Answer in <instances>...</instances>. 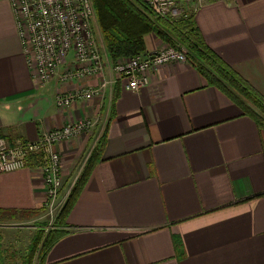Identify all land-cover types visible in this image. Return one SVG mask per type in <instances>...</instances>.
<instances>
[{
    "label": "crops",
    "instance_id": "crops-1",
    "mask_svg": "<svg viewBox=\"0 0 264 264\" xmlns=\"http://www.w3.org/2000/svg\"><path fill=\"white\" fill-rule=\"evenodd\" d=\"M190 4L209 46L264 97V0ZM145 42L147 51L165 45L154 33ZM54 85L33 79L11 2L0 0V137L35 140L99 119L57 145L68 186L60 198L92 154L96 161L65 223L50 227L62 233L33 264H264V130L195 64H164L138 91L119 84L110 108L99 96L59 108ZM36 166L33 158L0 174V220L47 207ZM4 226L0 264H18L3 235L31 248L33 232Z\"/></svg>",
    "mask_w": 264,
    "mask_h": 264
},
{
    "label": "built area",
    "instance_id": "built-area-1",
    "mask_svg": "<svg viewBox=\"0 0 264 264\" xmlns=\"http://www.w3.org/2000/svg\"><path fill=\"white\" fill-rule=\"evenodd\" d=\"M143 1L156 15L171 23L189 12L185 7L188 0ZM10 2L32 77L40 86L55 84V103L62 109L96 96L103 101L109 97L110 108L118 81L124 88L138 91L149 85L151 73L160 66L188 61L184 46L166 43L157 50L113 61L98 26L93 0ZM90 78H97L95 84L88 82ZM98 121L97 116L73 120L61 127L46 129L40 137L29 141L11 142L0 137V174L22 169L36 159V169L46 186V208L54 216L63 202V197L60 198L63 163L57 145L79 137ZM106 122L107 116L102 124Z\"/></svg>",
    "mask_w": 264,
    "mask_h": 264
},
{
    "label": "trees",
    "instance_id": "trees-1",
    "mask_svg": "<svg viewBox=\"0 0 264 264\" xmlns=\"http://www.w3.org/2000/svg\"><path fill=\"white\" fill-rule=\"evenodd\" d=\"M93 3L102 38L113 61L146 52L145 36L149 33H154L166 44L177 47L184 46L188 51V60L206 75L210 84L223 89L244 109L247 115L256 121L258 127L264 130V97L209 46L196 23L195 12L189 11L186 17L171 23L156 15L143 0H93ZM119 84L122 85V82L118 81L114 88L112 107L119 95ZM103 134L105 135L104 132ZM104 135L95 152L103 145ZM95 158L96 156L92 154L83 171L77 177L64 209L58 216L56 225L65 223L88 179L89 171L96 161ZM65 186L66 184L63 182L61 191ZM35 212L37 213L38 210ZM61 233L62 231L59 229L50 231L46 235L39 255L54 243ZM27 258L29 259L31 256Z\"/></svg>",
    "mask_w": 264,
    "mask_h": 264
},
{
    "label": "rangeland",
    "instance_id": "rangeland-1",
    "mask_svg": "<svg viewBox=\"0 0 264 264\" xmlns=\"http://www.w3.org/2000/svg\"><path fill=\"white\" fill-rule=\"evenodd\" d=\"M202 1H205V0H202ZM185 2H186L185 7H187L188 9L190 8L191 12H194L193 6L190 4L191 0H188ZM188 3L190 4V7L188 6ZM186 51H187V49H186ZM54 87H55V85H54ZM63 182H64V180H63ZM75 182H76V180L70 185L73 186ZM65 184H66V181H65ZM67 187L68 186H66L64 188L63 193ZM67 198L68 197L63 198V202L59 206L58 211L63 207V205H65ZM54 220L57 221L56 213L54 214V216H52L51 213L49 212L48 208H45L42 211H38L35 215H17L15 217H8L5 220H0V230L2 232H3L2 227L4 226V224L6 226V227L4 226V228H5L4 231L9 230L10 233H12L11 232L12 230L15 232H18V233H20V232L27 233L29 231L33 232L34 247L32 244L31 248H29V246L27 247L26 245L19 247V245H17L18 244V241H17L18 237L16 235L14 236L16 238L15 240L10 239L8 237V235H6V234L3 235L5 241L7 242V244H5V243L4 244L9 246L8 247L9 250L11 248L12 254H14V251L16 252L15 256L19 260L18 264H20V262L22 264V258H24L25 255H27L26 258L31 256V258H29V259L27 258V261L25 264H33L34 257H36V258L38 257L40 249L43 246V242L45 241L46 235L49 233L50 227L53 226ZM25 242H28V240L26 239L24 241V243ZM11 244H13V245H11ZM13 248H15V250H13ZM15 256L13 257V259H15Z\"/></svg>",
    "mask_w": 264,
    "mask_h": 264
},
{
    "label": "flooded vegetation",
    "instance_id": "flooded-vegetation-1",
    "mask_svg": "<svg viewBox=\"0 0 264 264\" xmlns=\"http://www.w3.org/2000/svg\"><path fill=\"white\" fill-rule=\"evenodd\" d=\"M83 171V170H82Z\"/></svg>",
    "mask_w": 264,
    "mask_h": 264
}]
</instances>
